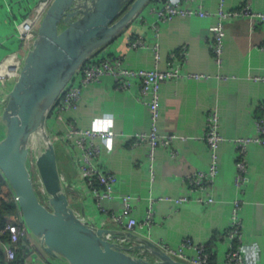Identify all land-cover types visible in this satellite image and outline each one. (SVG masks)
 <instances>
[{
  "label": "crops",
  "instance_id": "obj_1",
  "mask_svg": "<svg viewBox=\"0 0 264 264\" xmlns=\"http://www.w3.org/2000/svg\"><path fill=\"white\" fill-rule=\"evenodd\" d=\"M27 1L31 2L0 0V57L17 48L22 51L16 24L25 15L34 16L38 4L30 5ZM199 2L209 15L175 16L159 23L157 35L150 26L154 18L144 10L145 20L135 16L101 50L104 54L123 55L124 63L131 68H153L157 64L165 69L171 61V53L184 48L186 59L174 63H179L183 71L208 75L207 78L182 77L161 83L159 132L179 137L172 140L169 147L159 143L152 162L146 141H136L137 134L148 132L151 126L150 109L139 98L137 82L129 88H121L112 75H104L82 89L75 108L51 115L48 124L57 139L61 173L70 200L79 208L84 197L89 215L99 225L107 214L121 211L124 206L121 196L130 194L132 215L138 220L143 221L148 210L153 212L150 226L133 231L144 234L161 247L163 244L177 247L187 237L194 243L208 244L212 255L210 263L225 264L230 240L223 231L230 226L233 201L240 197L243 264H264L263 145L252 142L247 146L248 180L241 188L235 184V138L256 136L257 122L264 121V20L249 16L225 20L221 64L216 62L209 47L210 26L217 21L215 13L219 8L234 10L249 4L252 10L264 12V0H192L188 5ZM136 38L144 39L147 45L132 46L131 41ZM155 43L159 46L158 62L152 48ZM210 108L218 110L224 140L218 149V174L205 194L213 196L215 201L201 203L195 199L197 193L189 191L188 176L198 169H207L210 163L209 148L203 138ZM70 120L83 130L107 128L113 133L92 139L98 147L95 163L117 176L112 198L99 201L94 197L77 161L82 149H72L71 139L62 137L68 133ZM109 121L111 127H108ZM171 151L176 154L173 156ZM188 192L191 200L174 201ZM103 226L125 228L109 221ZM18 252L21 258L22 242ZM5 262V254L0 252V264ZM26 264L64 263L43 250H33Z\"/></svg>",
  "mask_w": 264,
  "mask_h": 264
},
{
  "label": "water",
  "instance_id": "obj_2",
  "mask_svg": "<svg viewBox=\"0 0 264 264\" xmlns=\"http://www.w3.org/2000/svg\"><path fill=\"white\" fill-rule=\"evenodd\" d=\"M48 1L19 75L0 85V171L23 220L41 249L64 264H189L144 234L99 225L84 197L77 208L48 124L77 69L151 0H38ZM22 248L26 264L33 249L26 240Z\"/></svg>",
  "mask_w": 264,
  "mask_h": 264
},
{
  "label": "built area",
  "instance_id": "obj_3",
  "mask_svg": "<svg viewBox=\"0 0 264 264\" xmlns=\"http://www.w3.org/2000/svg\"><path fill=\"white\" fill-rule=\"evenodd\" d=\"M192 0H151L137 14L140 19H146L142 12L148 10L154 20L150 24L155 35L159 31V23L165 22L175 16L198 15L201 17L209 15V11L204 9L201 2L195 5H188ZM29 2L27 1V4ZM48 2H38L35 11L36 14L25 15L17 24L16 32L19 37L22 51L15 49L4 56L0 57V85L6 84L11 78L17 77L21 69L23 52L29 48L34 40L39 22L45 12ZM136 15V16H137ZM217 21L210 26L211 37L209 47L214 54L218 64L222 62L224 50L225 28L224 22L227 18L237 16H249L252 19L264 20V12L252 10L249 4H245L234 10H224L219 8L215 13ZM135 47H144L146 42L142 38H136L131 41ZM156 62L159 61V46L157 43L152 45ZM102 49L89 56L85 62L77 69L70 81L64 87L60 96L52 107L50 115L65 113L78 105L82 89L88 84L100 80L104 75H112L117 85L121 88H129L137 82L139 98L148 106L151 113L150 130L146 133L137 134L136 141L145 140L148 145V155L151 162L155 157V150L160 143L164 147H169L172 140L179 137L177 134L162 135L159 132L160 117V99L159 90L161 83L168 79H177L182 77L207 78V74L183 71L179 63L186 59V50L183 48L180 52L171 53L165 69L155 65L153 68H131L124 63V57L121 54H104ZM219 113L216 108H210L206 115V127L204 131V140L206 141L210 152V163L207 169H198L188 176L189 191L197 193L195 199L201 203H212L215 201L213 196H206V191L211 187L219 171L218 149L224 136L219 129ZM258 134L256 136H238L235 138L237 148L236 155V175L235 184L238 188L248 180V165L245 154L247 146L252 142H257L264 146V121L257 122ZM68 133L62 136L64 139H71L69 146L81 148L82 152L78 155V163L81 172L88 183L94 197L101 201L103 198H112L114 196V185L117 182V176L110 170L98 166L94 158L97 156L98 147L94 145L92 139L96 136H112L111 131L83 130L76 126L72 120L68 121ZM174 156L175 151H171ZM77 156V155H76ZM149 170L153 176V165L150 163ZM4 179L2 189L0 190V199H10L16 203L17 212L6 218V223L0 226V250L5 254V264H13L16 259L20 243L26 240L31 248L35 251H42L39 244L32 236L28 226L23 220L19 210L16 198L11 187L0 171ZM203 192V193H202ZM192 199L190 192L180 195L174 199L176 203H182ZM124 204L123 209L119 212L107 214L102 218L101 224L111 222L122 225L127 229L134 230L144 226H150L153 219L152 210H148L146 218L143 221L138 220L132 215L131 195L124 194L121 196ZM104 211L103 208H100ZM242 201L236 198L233 201L231 212L230 226L223 233L229 238V248L225 259V264H243L240 242L243 238L242 230ZM5 234L6 237L1 235ZM162 247L173 257L187 262L189 264H211V251L205 243H194L190 238H184L177 247H171L163 244Z\"/></svg>",
  "mask_w": 264,
  "mask_h": 264
},
{
  "label": "trees",
  "instance_id": "obj_4",
  "mask_svg": "<svg viewBox=\"0 0 264 264\" xmlns=\"http://www.w3.org/2000/svg\"><path fill=\"white\" fill-rule=\"evenodd\" d=\"M127 7H125V10ZM124 10V11H125ZM4 183V179L0 174V190L2 189V185ZM17 212V206L16 203L13 200H6L4 198L0 199V226L5 225L7 216L16 213ZM3 238L6 237L5 234L1 235ZM208 247V250L210 251V246L206 244ZM0 252H3L0 250ZM212 257V256H211ZM19 258H20V252L17 253L16 259L14 260L13 264H19Z\"/></svg>",
  "mask_w": 264,
  "mask_h": 264
},
{
  "label": "rangeland",
  "instance_id": "obj_5",
  "mask_svg": "<svg viewBox=\"0 0 264 264\" xmlns=\"http://www.w3.org/2000/svg\"><path fill=\"white\" fill-rule=\"evenodd\" d=\"M36 2H38V0H31V2L29 3L30 5L31 4H33V5H35L34 3H36ZM51 116V115H50ZM50 118V117H49ZM49 121V120H48ZM39 187V186H38ZM38 191L40 192V194H41V189H40V187L38 188ZM42 195V194H41Z\"/></svg>",
  "mask_w": 264,
  "mask_h": 264
},
{
  "label": "clouds",
  "instance_id": "obj_6",
  "mask_svg": "<svg viewBox=\"0 0 264 264\" xmlns=\"http://www.w3.org/2000/svg\"><path fill=\"white\" fill-rule=\"evenodd\" d=\"M111 125H112V122L109 121V122H108V127H111ZM94 130L99 131L100 129H94ZM103 130H104V131H107L108 129L105 128V129H103ZM109 144H110V142H109Z\"/></svg>",
  "mask_w": 264,
  "mask_h": 264
}]
</instances>
